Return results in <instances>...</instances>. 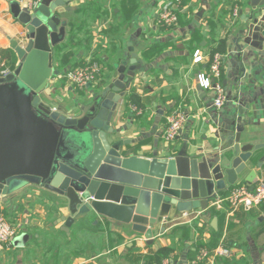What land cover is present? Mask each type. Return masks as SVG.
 <instances>
[{"label":"crops","instance_id":"crops-1","mask_svg":"<svg viewBox=\"0 0 264 264\" xmlns=\"http://www.w3.org/2000/svg\"><path fill=\"white\" fill-rule=\"evenodd\" d=\"M33 1L0 0V50H11L0 61V76L14 71L20 62L12 47L14 41L21 45L27 42L26 28L15 17L12 5L19 2L24 7ZM167 1L71 2L70 35L55 48L54 67L58 73L52 76L46 90L54 96H63V100L74 101L89 89L69 84L64 77L66 72L92 58L102 66L94 84L99 85L121 59L128 61L129 67L136 53L141 69L125 97L120 125L124 127L123 136L134 140L137 147L143 146L144 155L150 157L156 152L159 156L177 152L188 137L191 150L197 149L196 145L205 147L206 136L219 134L218 126L206 119L223 115V122L228 121L229 111L214 109V92L198 87L197 76L201 72L208 74L213 54L221 52L226 57L221 81L227 86V97H232L231 66L238 48L236 38L253 14L259 18L264 15V7L254 9L255 2L264 0H182L178 25L165 28L158 24L157 18ZM236 7L239 15L234 17ZM198 49L204 58L195 63L194 52ZM255 51L247 69L261 74L247 91L246 97L250 98L247 110L255 130L253 142L264 143V57L260 58ZM132 105L139 111L133 110ZM175 111H185L189 118L180 138L169 143L163 134L168 116ZM173 145L177 147L175 150ZM252 168L258 171L256 182L264 178V168H257L256 164ZM247 173L220 194L226 195L236 186H250L245 181ZM44 195L56 197L50 191L27 187L14 201H0L1 214L24 224L20 243L14 241L0 251V264H145L146 256L164 247L174 248V264H192L202 248L220 244L230 248L231 255L215 260L207 258L200 264H225L224 260L229 264H264V202L251 209L241 206L231 211L228 204L226 209L215 208L217 212H228L223 220L214 213V208L193 209L189 212L202 211V214L191 223H182L185 212L173 208L163 222L149 226L154 235L153 243H148L145 235L134 232L131 225L112 223L98 216L84 225L75 223L67 231L60 220L68 216V211L58 208ZM187 227L190 233L186 235ZM218 230L222 237L216 246L214 231Z\"/></svg>","mask_w":264,"mask_h":264},{"label":"water","instance_id":"water-1","mask_svg":"<svg viewBox=\"0 0 264 264\" xmlns=\"http://www.w3.org/2000/svg\"><path fill=\"white\" fill-rule=\"evenodd\" d=\"M73 1L40 0L32 8L12 5L26 28L27 42L14 41L20 62L0 76V201H14L22 189L37 187L56 194L44 196L68 211L60 220L67 231L98 216L131 225L153 243L149 226L163 222L173 208L207 211L213 195L236 185L247 172L245 181L254 189L258 171L252 167L264 168V143L253 142L246 94L261 71L252 73L247 66L255 48L264 57V15L253 14L236 38L234 95L214 108L228 109L229 120L223 122V115L206 119L218 126L219 134L206 136L205 147L191 150L188 137L175 154L150 157L143 146L123 136L120 125L125 97L141 69L136 53L129 67L121 59L99 85L88 83L89 91L71 103L56 106L54 93L46 91L58 73L55 48L70 35ZM254 5L257 11L264 1ZM20 239L18 235L14 241Z\"/></svg>","mask_w":264,"mask_h":264},{"label":"built area","instance_id":"built-area-1","mask_svg":"<svg viewBox=\"0 0 264 264\" xmlns=\"http://www.w3.org/2000/svg\"><path fill=\"white\" fill-rule=\"evenodd\" d=\"M40 0H34L27 7L32 8L38 4ZM182 0H169L161 8L157 22L160 26L165 28H174L179 22V11L182 8ZM239 15V8L234 9L233 16ZM204 54L198 49L194 52V62L200 63L203 61ZM224 55L217 51L212 56L210 65V72L208 74L201 72L197 76L198 87L212 90L215 94L213 107L219 109L227 102V92L222 84V66L224 65ZM101 64L94 60L88 59L87 62L79 67L70 69L64 74L68 83L79 88H86L88 83L95 84L101 72ZM133 110L139 111L138 107L132 105ZM188 114L185 111H175L168 116V124L165 128L163 137L171 143L176 142L181 136L185 123L188 121ZM264 202V178L255 182L254 189L249 185H240L233 188L228 194L222 195L217 193L213 195L209 201V208H216L217 210L226 209L228 204L230 210H235L239 207L251 209L259 206ZM202 214V211L184 213L185 219L182 223H191ZM24 224L21 221H10L5 215H0V251L5 247L13 245L15 238L23 231ZM231 249L220 244L213 248H202L198 253L192 264H200L207 258L228 257L231 255ZM163 264H174L170 259H165Z\"/></svg>","mask_w":264,"mask_h":264},{"label":"trees","instance_id":"trees-1","mask_svg":"<svg viewBox=\"0 0 264 264\" xmlns=\"http://www.w3.org/2000/svg\"><path fill=\"white\" fill-rule=\"evenodd\" d=\"M11 53V50H0V61H2L4 59V56H6L7 54ZM4 69H6L5 67H3ZM212 209V208H211ZM215 210V214L218 215L221 220H223V218H226L227 216V211H223V212H217L216 209L214 208ZM0 215H1V212H0ZM186 231H185V234H189L190 233V229L187 227L185 228ZM215 234H216V243H214V245L216 244H219L220 242V239L222 237V233L220 232V230L218 231H214ZM217 246V245H216ZM174 251V248L173 247H164V248H161L159 249L157 252H155L154 254L152 255H149V256H146L145 257V264H163L164 260L165 259H170L171 261H173L175 258L174 256L172 255ZM224 263L225 264H229L228 261L224 260Z\"/></svg>","mask_w":264,"mask_h":264},{"label":"rangeland","instance_id":"rangeland-1","mask_svg":"<svg viewBox=\"0 0 264 264\" xmlns=\"http://www.w3.org/2000/svg\"><path fill=\"white\" fill-rule=\"evenodd\" d=\"M51 99H52V102L54 101V102H61V103H65V102L71 103L70 100H61V98L57 99L56 96H53V98H51Z\"/></svg>","mask_w":264,"mask_h":264}]
</instances>
